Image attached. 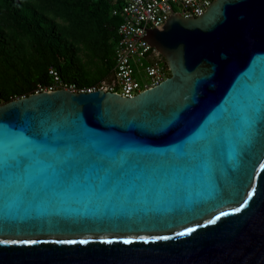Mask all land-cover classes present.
I'll list each match as a JSON object with an SVG mask.
<instances>
[{
    "label": "water",
    "instance_id": "1",
    "mask_svg": "<svg viewBox=\"0 0 264 264\" xmlns=\"http://www.w3.org/2000/svg\"><path fill=\"white\" fill-rule=\"evenodd\" d=\"M145 34L152 88L0 104V264H264V0Z\"/></svg>",
    "mask_w": 264,
    "mask_h": 264
},
{
    "label": "trees",
    "instance_id": "2",
    "mask_svg": "<svg viewBox=\"0 0 264 264\" xmlns=\"http://www.w3.org/2000/svg\"><path fill=\"white\" fill-rule=\"evenodd\" d=\"M120 4L109 0H0V104L34 93L54 67L92 84L114 67Z\"/></svg>",
    "mask_w": 264,
    "mask_h": 264
},
{
    "label": "built area",
    "instance_id": "3",
    "mask_svg": "<svg viewBox=\"0 0 264 264\" xmlns=\"http://www.w3.org/2000/svg\"><path fill=\"white\" fill-rule=\"evenodd\" d=\"M119 3L113 15L120 14L117 27L114 67L110 74L85 85L61 79L54 67L48 68L49 82L37 84L34 93L64 89L73 93L113 92L121 97H133L152 88L169 76L163 57L141 38L149 29H161L174 13L183 18L200 16L214 0H109ZM180 9V12H179Z\"/></svg>",
    "mask_w": 264,
    "mask_h": 264
},
{
    "label": "snow or ice",
    "instance_id": "4",
    "mask_svg": "<svg viewBox=\"0 0 264 264\" xmlns=\"http://www.w3.org/2000/svg\"><path fill=\"white\" fill-rule=\"evenodd\" d=\"M237 211H239V209H237ZM214 222V221H213Z\"/></svg>",
    "mask_w": 264,
    "mask_h": 264
}]
</instances>
